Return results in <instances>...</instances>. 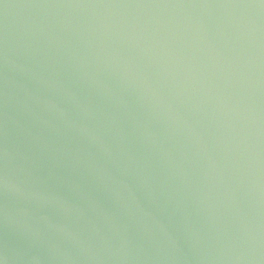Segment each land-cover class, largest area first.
<instances>
[{
    "label": "water",
    "instance_id": "1",
    "mask_svg": "<svg viewBox=\"0 0 264 264\" xmlns=\"http://www.w3.org/2000/svg\"><path fill=\"white\" fill-rule=\"evenodd\" d=\"M0 264H264V0H0Z\"/></svg>",
    "mask_w": 264,
    "mask_h": 264
}]
</instances>
